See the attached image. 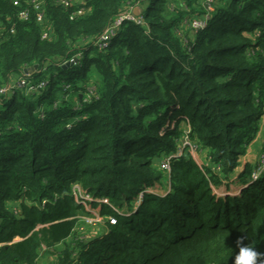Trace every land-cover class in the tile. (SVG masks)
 <instances>
[{"label":"trees","instance_id":"16d2710c","mask_svg":"<svg viewBox=\"0 0 264 264\" xmlns=\"http://www.w3.org/2000/svg\"><path fill=\"white\" fill-rule=\"evenodd\" d=\"M18 1L0 0V85L34 64L29 80L46 85L0 98V264H234L239 237L264 252V174L236 195L212 188L264 115V0H212L209 12L207 0H85L77 15L38 0L42 26ZM134 7L144 25L94 44ZM185 134L217 170L176 155L168 190L151 191ZM75 184L106 198L91 207L116 223L85 234Z\"/></svg>","mask_w":264,"mask_h":264},{"label":"built area","instance_id":"2783aa9c","mask_svg":"<svg viewBox=\"0 0 264 264\" xmlns=\"http://www.w3.org/2000/svg\"><path fill=\"white\" fill-rule=\"evenodd\" d=\"M54 1L57 4H60L63 6L76 5L78 7L75 10L74 14L77 15V14L83 13L84 8L82 6H79V5L83 4L85 0H54ZM12 2H13L14 6L19 5L18 0H12ZM206 2H207V12H209L212 10V6H211V4H209L212 2V0H207ZM30 6L33 8V15H34L36 22L42 26L43 22H44V10H43L42 2H40L38 0H30ZM16 15L21 20H27L30 16L29 7L18 8ZM208 17H209V14L206 13L204 16V19H194L189 23L188 27L192 31H197V30L204 27L205 21L208 19ZM124 21H131L135 24L144 25L143 18L138 13L137 14L134 13V8L122 10L113 19V21L105 28V30L97 38H95L94 44L96 46H98L99 48L106 47L111 36H113L117 32V30L121 27V25L123 24ZM11 31H12V29H11ZM48 37H49L48 29H46V30L44 29L41 33V38L46 39ZM27 75L28 74L23 71V73L21 75L17 76L15 79H11V81H9L8 83L0 85V98H2V97L8 98L12 94V92L18 88L19 89L35 90L36 88L40 89V88L45 87V85H46L45 80H41L37 83H34L31 80H29ZM185 136L188 137L187 134H185ZM182 140H183L184 144L187 145L188 148H190V150H193L194 148H196V150H197V146L195 143L190 142L189 140H187L185 138ZM181 153H182L181 151L176 150V152L174 154L170 153L166 157L160 159L159 167L162 170H164V172L166 173L167 176H168L169 171H170L169 159L173 156H176V155L180 156ZM263 174H264V151H262L259 154V156L255 162V166L253 167V169L250 172V175L248 178L249 183L258 179ZM71 195L76 202L82 204L87 210H89L91 212V215L82 217V218H84V220L92 222V223L93 222L101 223L103 221V219L101 221H100V219L102 217H105L104 220H108V222L110 224L116 223V217L114 215L113 216L112 215L101 216L98 212L99 206L96 208L91 207L90 203L92 201H99L100 203H107L106 198L93 199L87 191L80 188V186L77 184L72 186ZM110 206H111V209L113 210L114 213L121 214V215L124 214L122 210H120V209H118L112 205H110ZM95 209H97L96 210L97 212L95 211ZM91 216H93V217L96 216L97 218L87 219L88 217H91Z\"/></svg>","mask_w":264,"mask_h":264},{"label":"crops","instance_id":"0c3cea01","mask_svg":"<svg viewBox=\"0 0 264 264\" xmlns=\"http://www.w3.org/2000/svg\"><path fill=\"white\" fill-rule=\"evenodd\" d=\"M139 13V8L134 7V11ZM264 148V115L261 118L258 132L255 137L252 139L250 144L248 145L245 154L240 158L239 165L235 167L233 172L228 175L226 178H221L220 182L214 186H212L214 193L217 196H225V195H236L239 194L241 189H243L249 183V175L246 173L245 176H240V173L243 172V169L246 167L249 171L254 167V164L262 152ZM200 156L205 160L206 153H200ZM205 165V162L201 161V165ZM206 166V165H205ZM211 166V163L210 165ZM161 188L162 191H158ZM168 190V186H165V183L155 184L151 187V191L163 195ZM100 231L97 229L94 233H99Z\"/></svg>","mask_w":264,"mask_h":264},{"label":"rangeland","instance_id":"374dc122","mask_svg":"<svg viewBox=\"0 0 264 264\" xmlns=\"http://www.w3.org/2000/svg\"><path fill=\"white\" fill-rule=\"evenodd\" d=\"M175 2V1H174ZM176 4H177V2H175ZM185 132L187 133L188 131H187V129L185 130ZM187 139V140H189V137H186L185 135H183L182 137H181V141H180V143L179 144H177L178 145V147H177V150L178 151H181L182 153H181V155L182 154H184V153H187V154H190L193 158H194V160L198 163V165H200V166H203V167H206V166H209L210 165V161L208 160V159H203L201 156H200V152L198 151V149L196 150V148H194L193 150H190V148H188L187 147V145H185L184 144V142H183V140L182 139ZM190 142H191V140H189ZM180 155V156H181ZM179 156V155H178ZM201 161L203 162H205V165H201ZM212 166V170L213 171H215V170H217V167H213V165H211ZM254 166H255V164H254ZM157 167H159V163L157 162ZM158 169H160V168H158ZM160 171H161V169H160ZM161 173H163L162 171H161ZM162 176H163V182L165 183V186H168V183H169V178H168V176L166 175L165 176V174L163 173L162 174ZM212 186H214L213 184H212ZM214 188V187H213ZM159 192L160 191H162L161 190V188H159V190H158ZM97 209H95V211H96ZM94 211V212H95ZM97 212V211H96ZM100 216V215H99ZM89 218H97L96 216L95 217H93V216H91V217H88L87 219H89ZM103 219V221L101 222V223H98V222H89V221H86V220H84V218H82V221L80 222V225H81V228H82V231H84L85 232V234H89V233H93L95 230H97V229H99V227L101 226V225H104V219H105V217H102L101 219H100V221ZM99 221V222H100ZM87 222V223H86ZM91 224V225H90ZM48 259H50V260H52L51 258H48ZM49 261V260H48ZM48 261H46L44 258H43V260L41 261V264H46V262H48Z\"/></svg>","mask_w":264,"mask_h":264},{"label":"clouds","instance_id":"9594fccd","mask_svg":"<svg viewBox=\"0 0 264 264\" xmlns=\"http://www.w3.org/2000/svg\"><path fill=\"white\" fill-rule=\"evenodd\" d=\"M244 239L245 237H239L236 241L238 252L234 255V264H264V252L259 251L252 243H243Z\"/></svg>","mask_w":264,"mask_h":264},{"label":"water","instance_id":"95a60500","mask_svg":"<svg viewBox=\"0 0 264 264\" xmlns=\"http://www.w3.org/2000/svg\"><path fill=\"white\" fill-rule=\"evenodd\" d=\"M134 13L137 14V11L135 10ZM77 61H78V58L75 57V58L71 59L70 61L66 62L63 66L66 67V66L71 65ZM36 68H37V64H34L32 66L24 68L23 71L27 74H31Z\"/></svg>","mask_w":264,"mask_h":264}]
</instances>
